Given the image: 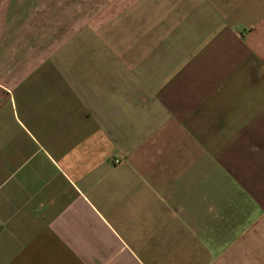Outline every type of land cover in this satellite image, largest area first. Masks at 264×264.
Segmentation results:
<instances>
[{"label": "crops", "instance_id": "obj_1", "mask_svg": "<svg viewBox=\"0 0 264 264\" xmlns=\"http://www.w3.org/2000/svg\"><path fill=\"white\" fill-rule=\"evenodd\" d=\"M115 8L0 0V264H264V0Z\"/></svg>", "mask_w": 264, "mask_h": 264}, {"label": "rangeland", "instance_id": "obj_2", "mask_svg": "<svg viewBox=\"0 0 264 264\" xmlns=\"http://www.w3.org/2000/svg\"><path fill=\"white\" fill-rule=\"evenodd\" d=\"M151 1L154 0H112L115 7L120 5L124 8L100 11V14L95 19V24L91 26H79V33L110 35L112 37L111 45H114V49L135 50L136 45H138L134 41L135 36L149 34L151 30L157 28L155 26L152 27L149 21L148 17L150 15V10H138L141 4L144 6V3H146L150 6ZM120 2H126V4H121ZM174 2L177 7L180 8V10L177 11L178 15H181L182 0H174ZM136 7L138 9H136ZM162 8L163 10L159 11L163 16H160L159 20L160 25L158 32L160 33L164 31L167 32V27L170 26V24L166 22L167 15L170 14V11L164 9V7ZM175 23V30L173 29V31L178 32V28L182 27V25H180L182 23L180 16L175 19ZM173 27L174 25L170 26L169 31L171 30L172 32Z\"/></svg>", "mask_w": 264, "mask_h": 264}]
</instances>
